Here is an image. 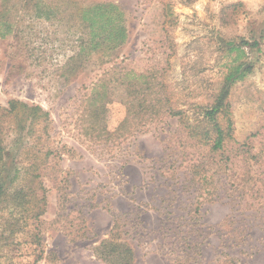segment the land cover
<instances>
[{
    "label": "rangeland",
    "instance_id": "1",
    "mask_svg": "<svg viewBox=\"0 0 264 264\" xmlns=\"http://www.w3.org/2000/svg\"><path fill=\"white\" fill-rule=\"evenodd\" d=\"M41 1L60 12L38 18L35 0L0 9V108L20 100L49 112L38 155L53 151L41 177L45 207L27 199L0 208V264H105L94 251L116 218V241L132 246L133 264H172L188 241L195 264H264V0H85L123 7L129 40L121 58L136 71L166 68L165 82L180 83V97L195 104L209 100L234 60L227 43L259 42L243 46L253 70L230 89L234 139L215 156L177 118L110 147L83 144V97L111 65L94 54L83 73L67 77L81 28L63 0ZM113 93L123 100L122 88ZM14 136L5 130L0 167L11 191L32 146L25 133L19 143Z\"/></svg>",
    "mask_w": 264,
    "mask_h": 264
},
{
    "label": "trees",
    "instance_id": "2",
    "mask_svg": "<svg viewBox=\"0 0 264 264\" xmlns=\"http://www.w3.org/2000/svg\"><path fill=\"white\" fill-rule=\"evenodd\" d=\"M0 2V9L11 11L17 6ZM34 1V0H31ZM41 0H35V12L39 18L44 13L47 18L57 15L60 10L56 5H41ZM8 7H10L8 9ZM65 15L75 20L80 30L79 53L70 58L72 65L66 69L70 75L76 77L78 72L86 70V63L91 55L99 56L101 65H111L101 77L92 83L90 92L84 95V106L77 119L82 143L97 146H109L118 143L128 136L143 132L150 125L163 124L170 118H177L188 131V139L196 140L208 147L209 153H224L227 145L234 139V124L228 97L231 87L246 77L253 70V65L247 61L244 45L251 48L259 46V42L249 44L229 42L224 47L230 54L234 53V60L225 65V71L220 74V80L214 94L202 104H195L181 96L183 90L180 83H166L164 72L166 68L159 64L143 71L131 69L120 56V51L129 40V30L126 23V13L123 7L114 2H86L85 0H63ZM224 50V49H223ZM221 51V50H220ZM67 74V75H68ZM65 78V81L69 80ZM122 88V101L114 99L113 91ZM184 99V100H183ZM118 103V107H116ZM194 111L193 117L189 113ZM120 118H115V116ZM117 122V123H116ZM115 126L113 127L112 125ZM12 124V126H11ZM52 126L49 112L39 105H30L20 100H10L8 106L0 108V165L5 161L7 146L4 141L5 130L14 132L16 143L23 139V134L29 137L31 147L26 146L30 157L27 163L15 168L10 181L12 185L22 180L15 191H11L5 184L0 171V208L5 209L12 205L24 204L25 200L36 199L46 205V188L41 180L42 171L49 163L52 150H47L39 156L42 150V133ZM45 146L44 143H42ZM202 146V147H203ZM28 147V149H26ZM1 165L0 167H3ZM193 179L199 175L200 166H193ZM39 190V191H38ZM37 195H42L37 198ZM42 213V211L40 212ZM119 218H116L110 237L99 242L95 248L96 257L105 264H133L135 251L131 245L120 244L116 241ZM194 242L183 244L181 252L176 254L172 264H195Z\"/></svg>",
    "mask_w": 264,
    "mask_h": 264
}]
</instances>
